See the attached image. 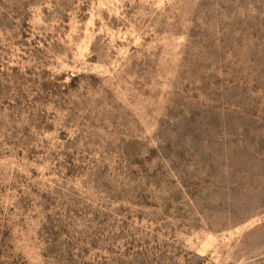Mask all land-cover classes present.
<instances>
[{"label":"rangeland","instance_id":"1","mask_svg":"<svg viewBox=\"0 0 264 264\" xmlns=\"http://www.w3.org/2000/svg\"><path fill=\"white\" fill-rule=\"evenodd\" d=\"M0 264H264V0H0Z\"/></svg>","mask_w":264,"mask_h":264}]
</instances>
